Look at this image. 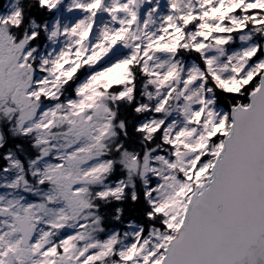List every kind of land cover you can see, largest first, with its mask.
Segmentation results:
<instances>
[{
  "label": "snow or ice",
  "instance_id": "1",
  "mask_svg": "<svg viewBox=\"0 0 264 264\" xmlns=\"http://www.w3.org/2000/svg\"><path fill=\"white\" fill-rule=\"evenodd\" d=\"M0 264H264V0H8Z\"/></svg>",
  "mask_w": 264,
  "mask_h": 264
},
{
  "label": "trees",
  "instance_id": "2",
  "mask_svg": "<svg viewBox=\"0 0 264 264\" xmlns=\"http://www.w3.org/2000/svg\"><path fill=\"white\" fill-rule=\"evenodd\" d=\"M7 0H0V10H2L6 6Z\"/></svg>",
  "mask_w": 264,
  "mask_h": 264
}]
</instances>
